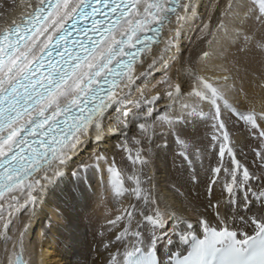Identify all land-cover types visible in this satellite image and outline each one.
Segmentation results:
<instances>
[{
	"label": "snow or ice",
	"instance_id": "1",
	"mask_svg": "<svg viewBox=\"0 0 264 264\" xmlns=\"http://www.w3.org/2000/svg\"><path fill=\"white\" fill-rule=\"evenodd\" d=\"M21 4L18 17L0 24V264H31L25 241L37 204L48 186L66 175L83 145L93 139L100 143L110 133L123 137L117 147L131 170L121 168L114 156L93 152L71 172L78 183L66 193L75 200L85 174L100 169L101 182L118 204L125 196L138 202L121 204L119 214L107 221L109 231L123 224L115 236L123 247L109 252L107 264H264V109L242 111L229 101L236 85L226 47L246 52L254 46L264 52V36L258 39L243 27L252 21L264 29V0H226L213 25L219 5L215 0L208 19L201 18L198 25L196 39L207 47L194 63L181 60L178 40L198 17L197 0ZM5 15L0 10V19ZM154 47L159 56L153 55ZM174 48L178 51L169 60L166 54ZM147 58L151 63L137 74ZM158 65L163 96H147L141 84ZM184 83L190 85L187 91ZM165 99L167 103L158 104ZM222 109L259 141L253 149L257 170L237 159ZM111 119L116 127L106 131ZM197 120L211 122L209 147L218 148L219 159L209 170L207 185V207L214 218L200 215L194 224L161 196L152 165L156 138L171 135L190 180L198 183L193 158L202 165L203 152L180 131L182 124ZM133 123L138 134L129 136ZM156 147H167L166 139ZM217 184L225 198L212 203ZM171 190L190 204L176 185ZM222 203L230 214L218 211ZM25 213L29 219L21 221Z\"/></svg>",
	"mask_w": 264,
	"mask_h": 264
},
{
	"label": "bare ground",
	"instance_id": "2",
	"mask_svg": "<svg viewBox=\"0 0 264 264\" xmlns=\"http://www.w3.org/2000/svg\"><path fill=\"white\" fill-rule=\"evenodd\" d=\"M213 2H215V0H197L198 17L190 21L189 24L184 27L182 35L178 40L181 60L194 63L201 51L206 49L207 45L205 41L196 39L197 35H199L197 28L198 25L202 23L201 18H203L204 21L208 19V13ZM0 3L4 5V9L0 10H6L5 18L0 19V24H3L5 19L10 21L18 17L24 10L21 0H15L14 7L12 0H0ZM225 3L226 0H219L218 10L212 16L213 25L217 23L219 9L223 8ZM226 47L229 67L232 66L230 62L232 57L238 63V66L243 69H246L245 65L247 64H250L252 68V66H255L257 63L258 59L255 54L237 53V55H233L231 52L233 46ZM177 51L178 50L175 48L172 49V53L166 54L167 58L171 60V54ZM258 52L260 54V51ZM160 54L159 49L154 47L153 55L159 56ZM147 63H151V58H147L144 66L137 67V74L145 71ZM257 65H259V63ZM175 67L174 65L172 69L173 75H175ZM234 69L238 70L237 67ZM245 71L248 70L246 69ZM250 71L249 69V72ZM254 71H256V69ZM162 74L163 71L159 65L152 70V75L141 84V87L145 88V95L151 96L160 92L163 96L164 85L158 84V81L162 78ZM234 74L232 73L233 77H235ZM138 83L140 82L138 81ZM234 83H236V85L238 84L235 80ZM242 84L240 86H243ZM154 85L155 87H153ZM247 86H249V84ZM189 87L190 85L188 83H184L185 91H187ZM257 87L252 88L253 93L250 95L253 97L252 99L251 97L246 98V96L240 95L237 89L229 91L228 99L235 107L242 111L253 106L257 111H260L264 109V88H262L263 85L260 88ZM242 90H244V88ZM162 103H167L166 99L158 102V104ZM205 111H207V108H205ZM112 115L115 117L116 113ZM229 116H231V119L233 117L237 118L227 109H222V118L225 120ZM106 123V131L116 127L115 119H111ZM210 123V121L201 122L197 120L189 121L180 126L182 136L189 139L196 147L201 148L203 152L202 165L193 158L196 175L199 181L198 183L190 180L188 165L183 158L177 155V145L171 135H168L166 138L158 136L153 145L154 156L152 174L161 196L167 198L169 203L173 204L182 215L189 218L194 224L200 215H206L209 219L214 218L213 210L207 207L209 203L207 185L210 175L209 170L211 167L216 166L219 157L218 148L212 150L209 147L211 144L209 135L211 132ZM238 127L239 126L231 127L233 131L230 134L236 148L237 159L244 164L246 163V155L243 154V150L246 149V143L249 141V138H247L248 134H244L241 130H238ZM137 134L138 129L135 123H133L128 129V135L132 136ZM121 139H123V137L110 133L104 141L100 143H97L94 139L89 140L82 146L79 153L69 161L65 168L66 175L57 178L54 184L48 186V192L45 194L43 201L37 204L34 215L31 216V226L26 235L25 243L27 254L31 259V264H107L109 252H114L117 248L123 247L121 243L115 242V236L121 230L123 224L109 231L111 226L108 225L107 221L119 214L118 209L121 204L127 206L129 203H138L137 201L130 196H125L120 204H118L113 199L111 192L108 191L101 182L100 169H90L88 173L85 174L83 182L79 184L80 192L75 200H69L66 195L73 184L78 183L76 178L71 176V172L75 170L81 162L89 161L93 152H103L109 157L114 156L117 164L121 168L127 171L131 170V165L125 154L117 147ZM164 139L167 141V147H156V145L162 144ZM253 161H255V159ZM225 164L230 165L227 156L225 157ZM103 168H105V165L101 163V169ZM221 175H223V173ZM173 184L185 193L187 201H190V204H186L182 198H178L175 195L171 190V185ZM224 198L225 194L221 190V185L217 184L213 186L211 202L215 203L217 200L222 201ZM218 211H220L221 215L230 214L229 206L224 203L221 204ZM28 219L29 214L27 213L20 216L21 221H27ZM171 224L172 222L169 221V227L165 229L166 231H170ZM105 243L110 244L109 248L106 249L104 247Z\"/></svg>",
	"mask_w": 264,
	"mask_h": 264
},
{
	"label": "rangeland",
	"instance_id": "3",
	"mask_svg": "<svg viewBox=\"0 0 264 264\" xmlns=\"http://www.w3.org/2000/svg\"><path fill=\"white\" fill-rule=\"evenodd\" d=\"M243 27L245 28V30L246 31H249V32H255L256 33V35H257V38L259 39L261 36H264V33H263V30L264 29H260L259 28V26L258 25H256L254 22H252V21H248V24L246 23V24H244L243 25ZM257 31V32H256ZM259 35V36H258ZM260 51L258 48H256V47H254V46H250L249 47V49L246 51V52H240V51H238L237 50V47L236 46H233V49L231 50V52L233 53V55H237V53H246V54H255L256 55V58L258 59L257 60V63L255 64V66H252V68H251V65L250 64H247V65H245V67H246V69L248 70V71H245L246 69L244 68H240L239 66H238V63L234 60V58L232 57V59H230V62H231V64H232V66H231V68H232V73L234 74V73H236V74H234V80H235V82H237L238 84L236 85V83H235V85H236V89H237V91H238V93L240 94V95H243L244 97L246 96V98L248 97V98H250L251 97V99L253 98L252 96H250L251 95V93H253L252 92V88H256L257 86V88H260V87H262V85H263V87L262 88H264V52H262V54H261V51H260V54H259V52L257 51ZM255 52V53H254ZM258 55H257V54ZM260 55V56H259ZM259 63V65H257ZM257 66V67H256ZM235 67H237V69L238 70H236V69H234ZM239 67V68H238ZM263 67V68H262ZM249 69L251 70L250 72H249ZM256 69V71H254V70ZM258 69V70H257ZM259 69H261V70H259ZM244 70V71H243ZM253 70V71H252ZM240 71H241V73H243V74H241L240 73ZM259 73H261V74H259ZM252 72V73H251ZM253 73H254V75H253ZM258 74V75H257ZM262 74H263V76H262ZM243 75V76H242ZM253 75V76H252ZM257 76V77H256ZM262 76V77H261ZM237 78V79H236ZM257 78H258V80H257ZM238 80V81H237ZM242 80V81H241ZM244 80H246L247 81V83H246V81H244ZM254 80V81H253ZM244 82V83H243ZM256 82H258V83H256ZM243 83V84H242ZM253 83V84H252ZM243 85V86H240V85ZM249 84V86H247ZM262 84V85H261ZM251 85V86H250ZM257 85V86H256ZM238 86V87H237ZM256 86V87H255ZM241 88V89H240ZM244 88V90L245 89H247V90H242ZM250 88V89H249ZM239 89V90H238ZM250 91V92H249ZM246 92V93H245ZM247 92H249V93H247ZM238 94V95H239ZM245 94V95H244ZM248 94V95H247ZM255 98V97H254ZM233 119V120H232ZM231 119V116H229L227 119H225V123L227 124V126H228V130H229V132L231 133L233 130L231 129V127H234V126H239L238 128V130H241L244 134H248L247 136V138H249L248 140L249 141H247V143H246V149H244L243 151V154L244 155H246L245 157H246V159H245V162L246 163H244V164H246L247 166H250L249 168H250V170H256L257 169V167H256V164H254L253 163V160L255 159V161H257V157H256V155H255V152L253 151V149H255V148H257L258 146H259V141L258 140H256V139H254V138H252L251 136H250V134H249V131H248V129H247V127L243 124V122L242 121H239L238 120V118H235V117H233ZM236 119V120H235ZM235 121V122H234ZM236 124V125H235ZM243 124V125H242ZM240 125H242V126H240ZM245 127V128H244ZM247 151H248V153H247ZM253 152V153H252ZM247 154H248V156H247ZM250 156V157H249ZM247 157H248V159H247ZM249 159H250V161H249ZM252 162V163H251ZM253 166H252V165Z\"/></svg>",
	"mask_w": 264,
	"mask_h": 264
}]
</instances>
